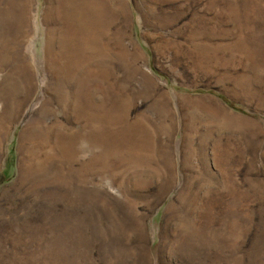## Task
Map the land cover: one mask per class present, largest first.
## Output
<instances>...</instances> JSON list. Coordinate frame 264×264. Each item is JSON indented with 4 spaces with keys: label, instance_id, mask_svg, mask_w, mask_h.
<instances>
[{
    "label": "rangeland",
    "instance_id": "374dc122",
    "mask_svg": "<svg viewBox=\"0 0 264 264\" xmlns=\"http://www.w3.org/2000/svg\"><path fill=\"white\" fill-rule=\"evenodd\" d=\"M6 3L0 264H264V0Z\"/></svg>",
    "mask_w": 264,
    "mask_h": 264
},
{
    "label": "crops",
    "instance_id": "0c3cea01",
    "mask_svg": "<svg viewBox=\"0 0 264 264\" xmlns=\"http://www.w3.org/2000/svg\"><path fill=\"white\" fill-rule=\"evenodd\" d=\"M4 10L8 11L7 17L13 18H55V19H90L117 17V0H6ZM130 4V13L133 16L134 3L128 0ZM34 4V5H33ZM11 12V13H10ZM14 20V19H13ZM85 28L84 20H77ZM15 31L12 42L18 43L22 24L15 19ZM46 26V24H45ZM69 26L70 29H61L59 33L70 32L78 33L81 29H72L71 25H66L65 21L62 27ZM89 27V26H87ZM20 28V29H19ZM82 28V29H83ZM3 47V45H2ZM16 47V46H15ZM8 52V51H6ZM16 58L17 55L14 53ZM12 58V56L8 57Z\"/></svg>",
    "mask_w": 264,
    "mask_h": 264
},
{
    "label": "bare ground",
    "instance_id": "6f19581e",
    "mask_svg": "<svg viewBox=\"0 0 264 264\" xmlns=\"http://www.w3.org/2000/svg\"><path fill=\"white\" fill-rule=\"evenodd\" d=\"M61 24V23H60ZM61 30V29H60Z\"/></svg>",
    "mask_w": 264,
    "mask_h": 264
}]
</instances>
